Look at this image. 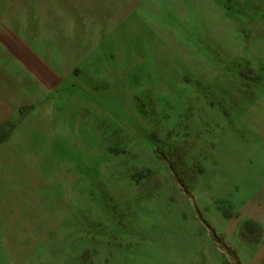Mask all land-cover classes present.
<instances>
[{
  "label": "rangeland",
  "instance_id": "obj_1",
  "mask_svg": "<svg viewBox=\"0 0 264 264\" xmlns=\"http://www.w3.org/2000/svg\"><path fill=\"white\" fill-rule=\"evenodd\" d=\"M263 90L264 0H0V264L258 260Z\"/></svg>",
  "mask_w": 264,
  "mask_h": 264
},
{
  "label": "crops",
  "instance_id": "obj_2",
  "mask_svg": "<svg viewBox=\"0 0 264 264\" xmlns=\"http://www.w3.org/2000/svg\"><path fill=\"white\" fill-rule=\"evenodd\" d=\"M260 104H261V107H260V120H261V127H262V130H263V134H264V90L262 91L261 93V98H260ZM262 143V141H261ZM262 146V149H263V152H264V143L261 144ZM263 212V219H264V208L262 210ZM260 254L262 255V257H260L258 260L260 261V264H264V241L262 242V249L260 250ZM258 260H254L253 263H250V264H257L256 262Z\"/></svg>",
  "mask_w": 264,
  "mask_h": 264
}]
</instances>
